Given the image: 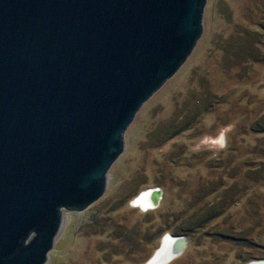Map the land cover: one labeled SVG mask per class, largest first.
Returning <instances> with one entry per match:
<instances>
[{"label": "water", "instance_id": "1", "mask_svg": "<svg viewBox=\"0 0 264 264\" xmlns=\"http://www.w3.org/2000/svg\"><path fill=\"white\" fill-rule=\"evenodd\" d=\"M205 2L0 0V264H43L63 210L102 195L136 111L201 35ZM186 242L163 233L144 263Z\"/></svg>", "mask_w": 264, "mask_h": 264}, {"label": "rangeland", "instance_id": "2", "mask_svg": "<svg viewBox=\"0 0 264 264\" xmlns=\"http://www.w3.org/2000/svg\"><path fill=\"white\" fill-rule=\"evenodd\" d=\"M202 33L124 131L102 195L63 210L43 264H143L163 233L167 264L264 258V0H206ZM159 187L154 207L131 204Z\"/></svg>", "mask_w": 264, "mask_h": 264}, {"label": "bare ground", "instance_id": "3", "mask_svg": "<svg viewBox=\"0 0 264 264\" xmlns=\"http://www.w3.org/2000/svg\"><path fill=\"white\" fill-rule=\"evenodd\" d=\"M142 192L137 193V195H135L132 199H131V204L133 206H137L141 209H146V208H150V207H154V202L155 199L157 198L158 194L156 192V189H154L153 187H148L146 189L141 190ZM159 197V196H158ZM165 241V244L168 243L169 239H168V235L165 234L163 236L162 242ZM158 252V251H157ZM160 254V252H158L154 258L150 259L148 262L144 263V264H157L158 261L155 259L156 256ZM145 262V261H144Z\"/></svg>", "mask_w": 264, "mask_h": 264}]
</instances>
